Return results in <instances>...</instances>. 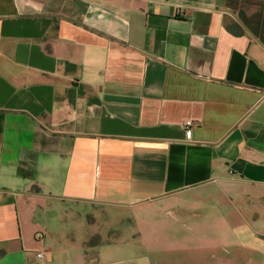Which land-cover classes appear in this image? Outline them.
<instances>
[{"label":"crops","instance_id":"obj_1","mask_svg":"<svg viewBox=\"0 0 264 264\" xmlns=\"http://www.w3.org/2000/svg\"><path fill=\"white\" fill-rule=\"evenodd\" d=\"M0 264H264V0H0Z\"/></svg>","mask_w":264,"mask_h":264},{"label":"built area","instance_id":"obj_2","mask_svg":"<svg viewBox=\"0 0 264 264\" xmlns=\"http://www.w3.org/2000/svg\"><path fill=\"white\" fill-rule=\"evenodd\" d=\"M191 126H192L191 121H186L184 124L186 138H190V136H191ZM37 257L41 258L42 254L41 253L37 254Z\"/></svg>","mask_w":264,"mask_h":264},{"label":"trees","instance_id":"obj_3","mask_svg":"<svg viewBox=\"0 0 264 264\" xmlns=\"http://www.w3.org/2000/svg\"><path fill=\"white\" fill-rule=\"evenodd\" d=\"M97 242V240L96 239H93V240H90L89 242H88V244H95Z\"/></svg>","mask_w":264,"mask_h":264}]
</instances>
